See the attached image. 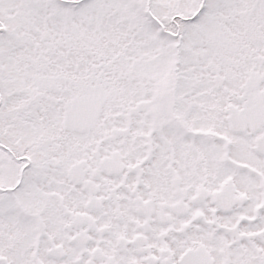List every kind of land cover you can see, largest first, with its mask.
Listing matches in <instances>:
<instances>
[{"label":"snow or ice","instance_id":"1","mask_svg":"<svg viewBox=\"0 0 264 264\" xmlns=\"http://www.w3.org/2000/svg\"><path fill=\"white\" fill-rule=\"evenodd\" d=\"M0 264H264V0H0Z\"/></svg>","mask_w":264,"mask_h":264}]
</instances>
